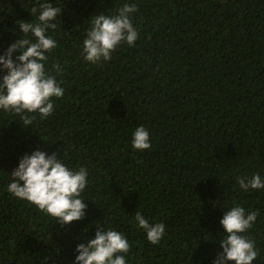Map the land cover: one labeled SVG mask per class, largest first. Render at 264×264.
<instances>
[{"label":"trees","instance_id":"trees-1","mask_svg":"<svg viewBox=\"0 0 264 264\" xmlns=\"http://www.w3.org/2000/svg\"><path fill=\"white\" fill-rule=\"evenodd\" d=\"M43 2L0 0V56L35 39L19 24L37 22ZM47 2L62 14L46 33L57 47L45 70L63 82L64 96L52 98L47 118L25 113L35 117L31 125L0 110V264H75L78 244L97 227L124 234L127 264H214L227 235L220 221L233 205L259 210L244 235L259 249L252 264H264V189L236 182L264 179V0ZM125 4L138 7L134 46L86 61L92 17L118 15ZM141 126L151 142L143 151L132 144ZM36 150L87 169L83 220L62 226L9 193L11 173ZM137 211L166 225L159 244L138 228Z\"/></svg>","mask_w":264,"mask_h":264},{"label":"clouds","instance_id":"clouds-1","mask_svg":"<svg viewBox=\"0 0 264 264\" xmlns=\"http://www.w3.org/2000/svg\"><path fill=\"white\" fill-rule=\"evenodd\" d=\"M137 11L135 4H125L118 10V15L100 13L93 16L83 41L84 59L91 63L109 61L120 44L134 46L138 32L131 22V14ZM36 12L34 7L32 13ZM61 14L62 10L47 0L40 3L37 22L21 21L19 24L23 34L30 33L35 39H20L0 56V72L6 73L0 76V110L22 116L24 125H31L35 119L25 113H39L47 118L54 111L52 98L64 96L63 82H58L45 70L46 54L57 47L56 41L46 33L60 26L55 21ZM17 52L21 54L13 59ZM59 70L57 64L56 71ZM132 144L139 151L150 149L149 132L138 127ZM88 175L84 167L77 171L70 169L56 153L48 155L36 150L20 159L18 167L11 173L8 191L65 226L81 221L87 215V205L80 197L87 187ZM236 182L244 191L264 189V179L259 174L251 178L238 177ZM259 215V210L246 211L240 205H233L225 212L220 223L227 235L220 242L223 252L214 264H252L257 259L259 249L244 233L253 227ZM135 222L153 245L159 244L165 236L164 223H150L139 211L135 214ZM129 251L130 244L124 234L112 228L97 227L94 239L78 244L75 264H127L125 255L121 254Z\"/></svg>","mask_w":264,"mask_h":264}]
</instances>
